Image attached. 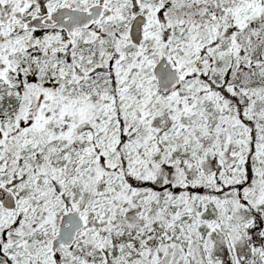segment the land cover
Wrapping results in <instances>:
<instances>
[{
  "label": "snow or ice",
  "instance_id": "snow-or-ice-1",
  "mask_svg": "<svg viewBox=\"0 0 264 264\" xmlns=\"http://www.w3.org/2000/svg\"><path fill=\"white\" fill-rule=\"evenodd\" d=\"M0 264H264V0H0Z\"/></svg>",
  "mask_w": 264,
  "mask_h": 264
}]
</instances>
